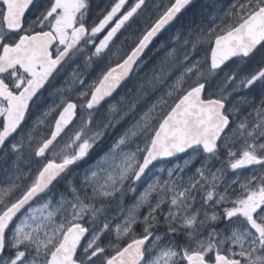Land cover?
<instances>
[{"label":"snow or ice","instance_id":"1","mask_svg":"<svg viewBox=\"0 0 264 264\" xmlns=\"http://www.w3.org/2000/svg\"><path fill=\"white\" fill-rule=\"evenodd\" d=\"M0 0V264H264V0Z\"/></svg>","mask_w":264,"mask_h":264},{"label":"trees","instance_id":"2","mask_svg":"<svg viewBox=\"0 0 264 264\" xmlns=\"http://www.w3.org/2000/svg\"><path fill=\"white\" fill-rule=\"evenodd\" d=\"M225 2H227V0H225ZM206 3L207 0H199L197 3L193 4L183 13L180 22H187L190 19H196L198 21L200 18L201 10Z\"/></svg>","mask_w":264,"mask_h":264},{"label":"water","instance_id":"3","mask_svg":"<svg viewBox=\"0 0 264 264\" xmlns=\"http://www.w3.org/2000/svg\"><path fill=\"white\" fill-rule=\"evenodd\" d=\"M197 1H198V0H194L193 4H195ZM193 4H192V5H193ZM192 5H191V6H192Z\"/></svg>","mask_w":264,"mask_h":264}]
</instances>
